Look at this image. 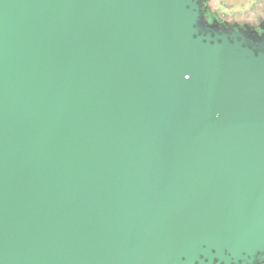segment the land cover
<instances>
[{"label":"water","instance_id":"obj_1","mask_svg":"<svg viewBox=\"0 0 264 264\" xmlns=\"http://www.w3.org/2000/svg\"><path fill=\"white\" fill-rule=\"evenodd\" d=\"M202 7L0 0V264H264V33Z\"/></svg>","mask_w":264,"mask_h":264},{"label":"crops","instance_id":"obj_2","mask_svg":"<svg viewBox=\"0 0 264 264\" xmlns=\"http://www.w3.org/2000/svg\"><path fill=\"white\" fill-rule=\"evenodd\" d=\"M214 4L215 11H211L208 6V0L205 1V4L207 5L206 10L211 14V16L216 17V15L220 14L222 17H227L230 15H248L253 13L255 15L256 12L264 11V0H212ZM218 24H222L225 27L231 26L234 27V25L242 26L245 25L252 29L251 26L248 24H239V23H230L227 24V21H223L222 19L217 18ZM222 20V22L220 21ZM264 22V18L262 17L259 24H262ZM256 25L257 26H259ZM254 31V30H253Z\"/></svg>","mask_w":264,"mask_h":264},{"label":"rangeland","instance_id":"obj_3","mask_svg":"<svg viewBox=\"0 0 264 264\" xmlns=\"http://www.w3.org/2000/svg\"><path fill=\"white\" fill-rule=\"evenodd\" d=\"M208 6L212 12L215 11V8H214L215 6H214L212 0H208ZM216 16L219 19H222V20L224 19L223 21H225V22L227 21V24H230V23L248 24L252 28H255L256 25L259 24L261 18L262 17L264 18V11L256 12L255 15L253 13H251L248 15H245V14L230 15L227 17H222L220 14H218ZM222 20H220V21L222 22ZM222 24H224V23H222ZM228 28H231V26Z\"/></svg>","mask_w":264,"mask_h":264},{"label":"flooded vegetation","instance_id":"obj_4","mask_svg":"<svg viewBox=\"0 0 264 264\" xmlns=\"http://www.w3.org/2000/svg\"><path fill=\"white\" fill-rule=\"evenodd\" d=\"M202 10L204 11V20H206L209 24H214L218 22L217 18L211 16V14L206 9H204V7H202ZM227 27H230V26H227ZM233 29L237 31L254 30L257 33L261 34V33H264V22H262V24H259V26L252 28V29L245 25L233 27Z\"/></svg>","mask_w":264,"mask_h":264},{"label":"trees","instance_id":"obj_5","mask_svg":"<svg viewBox=\"0 0 264 264\" xmlns=\"http://www.w3.org/2000/svg\"><path fill=\"white\" fill-rule=\"evenodd\" d=\"M203 1V7H204V9H206V7H207V5L205 4V1L206 0H202Z\"/></svg>","mask_w":264,"mask_h":264}]
</instances>
